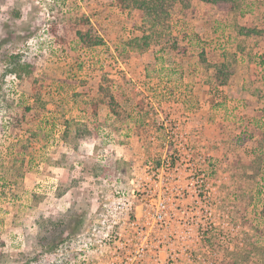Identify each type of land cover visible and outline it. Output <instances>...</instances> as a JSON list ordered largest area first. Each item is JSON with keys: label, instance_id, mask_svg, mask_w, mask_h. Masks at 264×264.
I'll list each match as a JSON object with an SVG mask.
<instances>
[{"label": "rangeland", "instance_id": "374dc122", "mask_svg": "<svg viewBox=\"0 0 264 264\" xmlns=\"http://www.w3.org/2000/svg\"><path fill=\"white\" fill-rule=\"evenodd\" d=\"M131 1L0 0V264H264L249 4Z\"/></svg>", "mask_w": 264, "mask_h": 264}, {"label": "trees", "instance_id": "16d2710c", "mask_svg": "<svg viewBox=\"0 0 264 264\" xmlns=\"http://www.w3.org/2000/svg\"><path fill=\"white\" fill-rule=\"evenodd\" d=\"M128 1L131 0H120V3L122 5H129ZM165 0H132L131 3L133 5H137L139 6L138 8L140 10H148L150 12H152L155 15V21H158L161 18V14H162V3ZM204 3L208 4V5H212L216 8V10L218 12H230L233 13L235 11H237L238 9V1L237 0H203ZM156 24L153 23L152 26H155ZM240 34L242 36H252V35H256V36H261L262 32L257 31V30H247L246 28H243L242 30H240ZM142 40H146L145 37L142 38ZM148 43L145 41L143 42V44L140 45L139 48H141V50H144L148 47ZM229 64L227 63H221L219 65H214V80L216 81V83L219 84V86H225L227 85L228 81L230 80V75L228 73L229 71Z\"/></svg>", "mask_w": 264, "mask_h": 264}, {"label": "crops", "instance_id": "0c3cea01", "mask_svg": "<svg viewBox=\"0 0 264 264\" xmlns=\"http://www.w3.org/2000/svg\"><path fill=\"white\" fill-rule=\"evenodd\" d=\"M246 4H249V10H252V12H246L244 9H240V15L237 21L238 24V38L241 40H247L251 38H258L260 40L257 48L260 50L262 53H264V0H246ZM245 4V5H246ZM246 6H243L242 8H245ZM220 16H222L223 20H229L230 19V12H219ZM197 24L199 22L202 23L201 20H195ZM197 30L198 31H203L204 32V25H197ZM254 26V28H252ZM257 27V29H256ZM243 28H246L247 30H257L262 32L261 36H242L240 34V30ZM201 29V30H200ZM256 48V49H257ZM255 96V95H254ZM253 113V111H252Z\"/></svg>", "mask_w": 264, "mask_h": 264}]
</instances>
